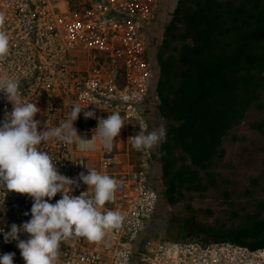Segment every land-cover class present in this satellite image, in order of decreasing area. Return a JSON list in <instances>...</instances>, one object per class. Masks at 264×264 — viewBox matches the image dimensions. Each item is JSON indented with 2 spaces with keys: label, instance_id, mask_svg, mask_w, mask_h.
<instances>
[{
  "label": "built area",
  "instance_id": "built-area-1",
  "mask_svg": "<svg viewBox=\"0 0 264 264\" xmlns=\"http://www.w3.org/2000/svg\"><path fill=\"white\" fill-rule=\"evenodd\" d=\"M178 0H0V25L9 37V52L0 60V77L19 82L21 98L37 103L38 131L59 126L78 103L95 119L74 123L81 138L91 139L100 118L118 112L124 123L111 150L96 141L92 151L56 138L43 141L59 173L77 179L88 168L114 178L117 189L102 211L122 216L118 228L105 230L101 241L72 236L60 243L57 264H264V249L232 242L174 241L149 232L160 206L161 143L137 151L129 137L140 131L166 130L160 116L157 84L159 36ZM12 104L0 93V121ZM87 165V167H86ZM79 196L88 186L79 182ZM89 195H92L89 190ZM47 199V198H45ZM61 199L57 194L49 201ZM33 200L0 190V228L10 231L31 219ZM29 215L25 216L24 213ZM29 236L20 233L21 240ZM15 253L13 264H25L17 242H4L0 255Z\"/></svg>",
  "mask_w": 264,
  "mask_h": 264
},
{
  "label": "trees",
  "instance_id": "trees-1",
  "mask_svg": "<svg viewBox=\"0 0 264 264\" xmlns=\"http://www.w3.org/2000/svg\"><path fill=\"white\" fill-rule=\"evenodd\" d=\"M156 57L158 110L166 121L158 156L160 202L174 205L187 193L211 188L235 207L241 194L235 197L213 167L225 156L224 140L251 112L258 117L248 128L264 140V0H178ZM240 193L244 215L188 222L171 232L183 239L202 235L205 244L264 249V179H252ZM247 205L253 210L247 212Z\"/></svg>",
  "mask_w": 264,
  "mask_h": 264
},
{
  "label": "clouds",
  "instance_id": "clouds-1",
  "mask_svg": "<svg viewBox=\"0 0 264 264\" xmlns=\"http://www.w3.org/2000/svg\"><path fill=\"white\" fill-rule=\"evenodd\" d=\"M4 22L5 16L0 13V25ZM8 52L9 37L0 31V60ZM0 93L12 104L11 112L6 111L4 120L0 121V190L5 195L15 192L33 200L31 219L19 226L12 224L7 232L0 228V233L5 243L17 242L25 264H57L61 241L75 236L98 242L104 238L105 230L120 227L123 218L119 212L102 211L103 206L113 199L118 183L108 174L87 165V175L81 172L77 179L68 178L59 173L52 157L38 146L54 137L67 145L75 143L85 151L94 150L99 140L102 147L111 150L124 127L123 119L118 112L106 119L100 118L91 139L81 138L74 127L80 114L83 112L85 120L96 117L94 111H84L85 108L74 103L59 126L38 131L41 124L35 117L41 110L37 103L22 100L19 82L0 77ZM139 128L138 133L129 137L137 151L151 150L166 140L163 127L146 133L142 121ZM79 182L87 185L88 190L73 196L72 191L74 187L79 188ZM58 193L61 199L55 204L50 203ZM20 233L29 238L21 240ZM14 257L15 253L0 255V264H13Z\"/></svg>",
  "mask_w": 264,
  "mask_h": 264
},
{
  "label": "rangeland",
  "instance_id": "rangeland-1",
  "mask_svg": "<svg viewBox=\"0 0 264 264\" xmlns=\"http://www.w3.org/2000/svg\"><path fill=\"white\" fill-rule=\"evenodd\" d=\"M257 117V113L251 112L246 121L231 132L223 143L225 149L223 160L213 167L217 179L223 181L228 189H233L235 197L241 194L239 199H235L237 200L235 207L229 205L220 190L210 188L200 193H187L174 205L163 206L160 202L157 215L149 229L151 235L166 240L205 243V237L202 235L183 239L177 237L171 229L188 222L191 224L223 222L233 217L234 213L244 215L241 206H246V200L242 199L244 195L240 191L243 192L252 179H264V140L248 128V123ZM246 208L247 212L253 210L250 206Z\"/></svg>",
  "mask_w": 264,
  "mask_h": 264
}]
</instances>
